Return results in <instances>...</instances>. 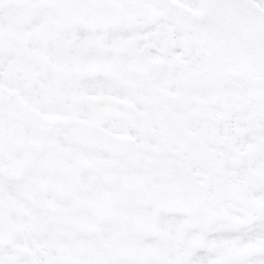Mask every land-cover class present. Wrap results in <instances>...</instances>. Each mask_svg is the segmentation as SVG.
<instances>
[{
  "label": "snow or ice",
  "instance_id": "1",
  "mask_svg": "<svg viewBox=\"0 0 264 264\" xmlns=\"http://www.w3.org/2000/svg\"><path fill=\"white\" fill-rule=\"evenodd\" d=\"M0 264H264V0H0Z\"/></svg>",
  "mask_w": 264,
  "mask_h": 264
}]
</instances>
